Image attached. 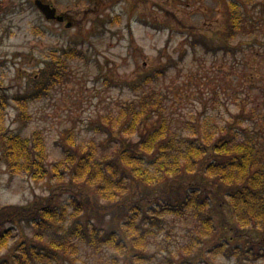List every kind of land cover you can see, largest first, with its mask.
I'll return each instance as SVG.
<instances>
[{
    "label": "trees",
    "instance_id": "1",
    "mask_svg": "<svg viewBox=\"0 0 264 264\" xmlns=\"http://www.w3.org/2000/svg\"><path fill=\"white\" fill-rule=\"evenodd\" d=\"M258 8L264 11V0L228 3L225 30L218 40L203 42L205 49L235 56L245 42L237 38L252 37L259 23ZM197 42L202 41L195 38L193 44ZM80 46L68 44L46 58L32 77L31 93H0V151L7 172L35 182L54 179L61 190L73 194L75 218L67 224L65 213L56 212L50 198L0 206V248L8 247L13 229H31L42 244L19 242L9 264H76L74 243L79 242L92 249L96 264H149L156 257L148 251L149 240L163 232L170 216L195 224L187 230L186 246L168 250L169 264L177 259L178 264H213L219 255L240 260L255 254L257 259L264 247V77L263 83L251 85L256 94L250 90L244 97L231 95L234 111L226 106L228 119L219 120L213 113V124L190 121L183 129L166 114L165 96L148 91L167 69L139 75L124 84L132 96L95 127L115 142L113 151L101 153L102 144L95 140L81 145L69 130L64 159L49 166L43 132L36 129L24 137L5 128L6 110L13 101L18 119L29 120V104L48 97L54 84L67 80L70 61H90ZM259 56L258 51L253 58ZM83 215L90 219L76 221ZM199 245L212 247L207 253ZM104 251L111 257L103 256Z\"/></svg>",
    "mask_w": 264,
    "mask_h": 264
},
{
    "label": "rangeland",
    "instance_id": "2",
    "mask_svg": "<svg viewBox=\"0 0 264 264\" xmlns=\"http://www.w3.org/2000/svg\"><path fill=\"white\" fill-rule=\"evenodd\" d=\"M34 1L0 0V93L9 97L31 93L33 75L38 74L46 58L68 44L77 42L82 45L78 49L82 47L90 57L88 63L69 62L67 80L54 84L48 97L29 104V120L18 119L13 101L7 107L5 128L24 137H31L36 129L43 132L49 166L64 159L69 130L79 144L95 140L102 144L101 153H111L115 142L97 133L95 127L104 117L116 114L132 96L125 83L156 68L167 70L149 84L148 91L165 96L166 114L183 129L190 121L206 119L213 124V113L219 120L228 119L226 106L234 111L230 106L231 95L237 92L244 97L250 90L256 94L251 85L263 83L264 11L261 8L255 10L259 23L252 37L239 36L237 39L245 38V42L232 56L222 50L214 54L203 43L212 38L218 40L225 30L226 8L232 0H43L72 22L70 29H66V24L45 20ZM100 20L106 24L100 25ZM195 38L202 42L193 44ZM258 51L263 57L254 59ZM37 197L52 199L56 212L65 213L67 224L75 221L70 191L61 190L54 179L35 182L25 175L12 178L0 151L1 206H25L34 203ZM87 218L90 216L83 215L76 221L86 222ZM190 222L187 225L184 219L173 216L166 219L163 232H157L149 240L148 251L156 253L149 264H169L168 250L189 243L187 230L195 224ZM9 227V224L5 226ZM197 228L200 229L198 225ZM13 233L8 244L10 255L22 241L42 245L35 240L31 229L24 228L23 232L13 229ZM222 242L227 243L225 237ZM74 245L76 264H96L91 248L80 242ZM210 247L198 246L207 253ZM165 248V252L157 253ZM109 254L103 252L108 258ZM254 256H242L239 260L219 255L213 264H264V247H260L257 259ZM177 260L174 264H178Z\"/></svg>",
    "mask_w": 264,
    "mask_h": 264
},
{
    "label": "water",
    "instance_id": "3",
    "mask_svg": "<svg viewBox=\"0 0 264 264\" xmlns=\"http://www.w3.org/2000/svg\"><path fill=\"white\" fill-rule=\"evenodd\" d=\"M35 5L47 20L56 19L59 22H62L64 20L62 16H57L56 8L52 7L50 4L44 3L41 0H36ZM67 27H71V23H68Z\"/></svg>",
    "mask_w": 264,
    "mask_h": 264
},
{
    "label": "flooded vegetation",
    "instance_id": "4",
    "mask_svg": "<svg viewBox=\"0 0 264 264\" xmlns=\"http://www.w3.org/2000/svg\"><path fill=\"white\" fill-rule=\"evenodd\" d=\"M0 15H2V6L0 5ZM2 17L0 16V19ZM64 22L62 24H65L68 20L67 17H64ZM1 224V223H0ZM6 224H8V222H6ZM6 234V233H5ZM1 235H4V232L1 233L0 232V245H1ZM9 249L8 248H0V264H8L9 263Z\"/></svg>",
    "mask_w": 264,
    "mask_h": 264
}]
</instances>
